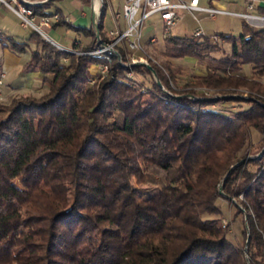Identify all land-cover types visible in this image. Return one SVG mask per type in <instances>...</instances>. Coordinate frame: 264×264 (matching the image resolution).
<instances>
[{
  "label": "trees",
  "instance_id": "16d2710c",
  "mask_svg": "<svg viewBox=\"0 0 264 264\" xmlns=\"http://www.w3.org/2000/svg\"><path fill=\"white\" fill-rule=\"evenodd\" d=\"M61 1L27 8L50 17ZM73 30L92 40L73 46L78 53L111 40L101 23ZM216 36V43L163 39L167 62L161 70L150 65L154 74L141 65L126 67L130 54L122 43L121 63L111 58L108 73L93 86L92 68L103 60L59 51L35 33L27 43L11 42L16 53L36 44L25 71L41 74L48 92L0 104V264H264V144L256 153L244 150L250 128L264 137V105L251 97L246 107L225 112L211 108L221 99L193 90L264 95L255 82L264 79V29L242 22L238 37ZM184 59L204 65V75L194 78L192 90L172 92L169 82L176 83L178 72L170 61ZM245 66L250 78L242 75ZM166 137L175 154L160 165L168 183L143 199L130 171ZM254 162L261 164L257 172L249 168ZM220 196L245 216L244 247L227 238L216 206Z\"/></svg>",
  "mask_w": 264,
  "mask_h": 264
},
{
  "label": "rangeland",
  "instance_id": "374dc122",
  "mask_svg": "<svg viewBox=\"0 0 264 264\" xmlns=\"http://www.w3.org/2000/svg\"><path fill=\"white\" fill-rule=\"evenodd\" d=\"M71 3V0H62L59 4L61 7H65L64 9H68L69 5ZM213 5L217 4H225L224 1L218 2L214 1L212 2ZM224 6V5H223ZM200 7L208 8V4L201 1ZM216 9V8H215ZM219 10V9H218ZM221 10V9H220ZM233 9L225 7L223 11H232ZM181 21L179 24L171 30L170 36L181 38V37H189L192 35V33L195 30H201L202 33L207 36H213L216 34H226L231 35L233 37H238L241 34V25L242 21L236 18L231 17H217L215 21L211 20L207 15L205 14H195L197 22H194L190 15L182 13L181 15ZM110 18L111 13L110 11L107 12L105 16V24L104 28L105 31L110 30ZM156 18L151 19L147 22H145L143 30H142V45L143 50L145 53V56L147 57L146 61L149 62L150 59L154 60L157 65H154L153 62H149L150 65L157 66L160 70L161 66L167 60H165L161 53L163 51V44L161 42L162 37V29L155 23ZM120 22L123 24V19L120 20ZM125 28V25H124ZM55 35H57L60 40L62 41V45L60 47L68 48L69 50L72 47V39L76 37V33L73 30L68 29L65 26H59L57 27V30L55 31ZM150 39H155L157 42L155 43H147ZM80 40L82 44L86 45L89 43V39L85 37L84 35L80 34ZM146 43V44H145ZM65 45V46H64ZM79 46V45H78ZM222 51L225 54L229 53V46L224 44L222 47ZM36 50V44L31 43L28 48H26L24 53H17L16 56V62L15 65L11 63L10 61V50H5V53L7 55V58L4 59V66L2 68V71L5 75V78L3 80V83L11 84L15 77H17L18 74H24L27 64L30 61L31 58V52ZM140 54V53H139ZM139 54H135L134 57L138 58L140 57ZM222 55H215V58H221ZM127 61L129 58H131V55L126 56ZM15 60V59H14ZM173 65V70L178 72V74L175 76L176 83L173 84L172 82H169V87H171L172 92L180 93V91H190L192 90L191 87H193L194 78L204 75V65L199 64L194 59H184V60H174L170 61ZM92 73L94 75L96 74V68H92ZM165 74V72H164ZM242 75L246 76L247 78L251 77V70L248 66L243 67ZM136 80L138 82H142V77H136ZM150 79H146V82H149ZM256 83L264 87V79H258L255 80ZM46 85V84H45ZM93 86V85H91ZM47 87V85H46ZM4 88V87H3ZM196 94H201L205 97H208L212 100L221 99L222 103H217L213 106H211L212 109L222 110V111H237L244 107H246L245 101H248L249 99L255 98L262 102L264 105V95L262 94H256L254 92H251L247 89H229L226 94H218L213 90L205 89V88H195L193 89ZM48 87L44 92H41L39 94H33L32 96L35 98H40L42 95L47 94ZM31 95V94H30ZM20 94L14 95L12 97H9L5 99L2 97V100L0 101V104L4 107H7L10 105L11 101L14 98L20 97ZM232 99L229 101H224L223 99ZM172 139L170 137L165 138V142L163 144V147L155 154L153 155H144L141 158H139L138 162L134 165V167L130 171V183L132 187L135 189L136 193L143 199H147L150 196L154 195L156 192H158L163 186H165L168 183V176L164 171H162V168L160 165L164 164L166 161H173L175 159V154L173 153L172 149ZM264 144V137L257 132L254 128H250L249 130V136L248 141L244 145V150L247 149V151H251L252 153H256L257 149L261 147ZM249 168L253 172H257L261 168V164L259 163H250ZM217 188L223 193L222 189V179L223 176H220L217 178ZM234 199L236 203L240 200ZM233 201L230 199L225 198L224 196H220L216 200V206L219 207L221 210L222 215L220 216L222 218V227L225 229L227 238L236 246L244 247L246 234L243 232L245 229L247 232V226L245 222V216L243 213L237 214V208L234 206ZM205 217H213V216H205Z\"/></svg>",
  "mask_w": 264,
  "mask_h": 264
},
{
  "label": "built area",
  "instance_id": "2783aa9c",
  "mask_svg": "<svg viewBox=\"0 0 264 264\" xmlns=\"http://www.w3.org/2000/svg\"><path fill=\"white\" fill-rule=\"evenodd\" d=\"M121 14L115 16V20L123 19L125 22V29L119 33L118 31L111 32L109 38L111 39L108 44H98L97 48L88 53H78L73 50H64L63 48L55 45L51 42L47 36L43 33V28H50L53 24L68 23V20L62 19L58 14H53L50 17H39L33 15L29 5H33L28 0H12L11 6L5 4V6L19 19L20 25L23 28H30L38 35L42 41L50 44L55 49L75 56H90L103 60L105 63L96 67V75L91 80L90 85H94L97 77L103 78L108 73L107 62L111 58H117L118 63H121V58L117 54V48L126 43L127 53L131 55V58L125 64L126 67L133 65L149 66V62H156L150 59L146 61L143 46L141 43L142 30L145 22L149 21L153 17H158L162 23V38L165 39L170 36L171 30L174 29L181 21V14L185 13L191 16L194 22L198 23L195 14H205L211 20H215L217 17H231L236 18L244 22L246 25L253 29H264V15L254 14L256 5L263 3L264 0H240L244 5L243 13H231L228 11L218 10L213 7L203 8L200 7L201 1L209 4L214 1H226V0H123ZM117 28V27H116ZM2 33L0 31V37ZM193 38H207L201 30H195L191 36ZM209 39L216 43L219 38L216 35L210 36ZM140 53L141 56L135 58L134 55ZM132 78V75L129 76ZM4 74H0V101L2 100V90L4 87L3 80Z\"/></svg>",
  "mask_w": 264,
  "mask_h": 264
},
{
  "label": "crops",
  "instance_id": "0c3cea01",
  "mask_svg": "<svg viewBox=\"0 0 264 264\" xmlns=\"http://www.w3.org/2000/svg\"><path fill=\"white\" fill-rule=\"evenodd\" d=\"M21 1V0H17ZM33 4L45 3L49 0H28ZM225 4H217L213 5V3H209V7H213L216 9L224 10L225 7L233 9L232 11H228L231 13H243L244 5L240 0H226ZM5 4H12V0H0V31L2 36L0 37V74H4L2 68L4 66V59L7 58L5 50H10V61L15 65L16 62V52H14L10 48L11 42L16 44H24L31 40L34 32L30 28H23L20 25L19 19L5 6ZM124 4L123 0H71L68 9H64L65 7H61L60 4H55L56 8L59 10L57 13L62 19L68 20L67 25L61 24H53L50 28H43V33L47 36V38L53 42L55 45H62V41L60 38L55 35V31L59 26H65L72 28L70 30L81 28V29H94L100 23L103 28L104 37L109 38V34L111 32L118 31L121 33L125 28V22L123 24L120 22L121 19L115 20V16L121 14L122 6ZM224 5V6H223ZM111 13L110 25L111 28L108 31H105V16L107 12ZM53 12V10H51ZM103 12V17H102ZM254 14L256 15H264V4L258 3L256 5ZM156 18L155 23L159 25L162 29V23L158 17ZM151 18V19H153ZM150 19V20H151ZM216 20V19H215ZM213 20V21H215ZM117 27V28H116ZM68 28V29H69ZM74 31V30H73ZM82 35V34H81ZM89 39V43L84 45L80 40V34L76 33V37L72 39V47H86L91 43V38ZM142 42V39H141ZM157 42L155 39H150L147 43H155ZM161 42L163 44V38L161 37ZM146 44V43H145ZM65 46V45H64ZM144 46V45H142ZM63 48V47H61ZM64 49V48H63ZM64 50H69L65 48ZM70 50H73L72 48ZM32 53V52H31ZM15 59V60H14ZM46 85L43 80V76L39 73H29L26 72L24 74H18L17 77L14 78L11 84H4V88L2 90V96L7 99L14 95H27V94H39L46 90Z\"/></svg>",
  "mask_w": 264,
  "mask_h": 264
},
{
  "label": "water",
  "instance_id": "95a60500",
  "mask_svg": "<svg viewBox=\"0 0 264 264\" xmlns=\"http://www.w3.org/2000/svg\"><path fill=\"white\" fill-rule=\"evenodd\" d=\"M98 38H99V35H98V33H97V39H98ZM143 66H144V65H143ZM144 67H146L149 71L152 72V74H154L153 71H152V69H151L149 66H144ZM233 168H234V167H232V168L230 169V171L228 172V174L231 172V170H232ZM228 174H227V175H228ZM219 193H222V192H221V187H220Z\"/></svg>",
  "mask_w": 264,
  "mask_h": 264
}]
</instances>
